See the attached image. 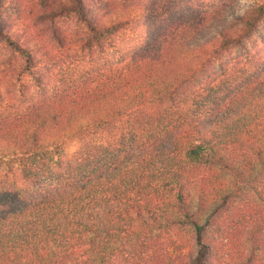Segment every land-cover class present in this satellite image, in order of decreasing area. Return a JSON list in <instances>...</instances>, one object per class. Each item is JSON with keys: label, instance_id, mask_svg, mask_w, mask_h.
Instances as JSON below:
<instances>
[{"label": "trees", "instance_id": "obj_1", "mask_svg": "<svg viewBox=\"0 0 264 264\" xmlns=\"http://www.w3.org/2000/svg\"><path fill=\"white\" fill-rule=\"evenodd\" d=\"M127 1L41 0L46 42L0 26L37 90L0 123V161L51 186L19 202L0 179V264H264V0ZM87 129L105 140L66 156ZM245 190L255 217L222 228Z\"/></svg>", "mask_w": 264, "mask_h": 264}, {"label": "rangeland", "instance_id": "obj_2", "mask_svg": "<svg viewBox=\"0 0 264 264\" xmlns=\"http://www.w3.org/2000/svg\"><path fill=\"white\" fill-rule=\"evenodd\" d=\"M150 1L151 0H128L127 3L142 6ZM185 1L186 0H162V3L174 2L173 5L176 6L171 8L174 15L176 13L185 12L187 9ZM233 2L238 4L240 11H243L247 6V0H235ZM193 3L209 4L210 0H194ZM45 10L46 8L41 0H6L3 8L0 10V26L3 24L10 25V30L19 29L21 34L28 33L30 37L39 38L46 42L49 39L50 21H45L42 18H39V14ZM54 22L63 30H68L69 34L76 33L80 30L79 24L75 23V20L72 19V17H56ZM13 24H15L17 28L12 26ZM262 33L264 34V27ZM124 35L127 36L126 33H124ZM256 36L257 35L254 37L256 38ZM120 38L121 36H119V42L122 39ZM5 39L6 38L4 37L3 39L0 37V123L24 114L26 107L29 105L28 100H30V95L35 96L34 94L37 92L36 88L32 86V79L29 74H18V61L20 60V57L17 53L11 51L10 46ZM131 42L133 41L131 40ZM123 50L126 52L130 49L122 47V51ZM110 56L112 55L107 48L106 52L97 55L95 60L98 59L99 61H102L105 57L109 58ZM102 64L103 62H101V65ZM36 68L38 70L43 69V65L37 66ZM25 85L27 86V89H25ZM23 93H26V98L23 97ZM94 140L101 142L102 140H105V135L101 133L99 129H87L74 136L64 145V154L66 156H71L75 153H84L85 155L92 154L94 151L90 152L86 149H90L89 146ZM86 146H88V148ZM103 156H106L104 152ZM3 178L7 180L9 184L16 187V190H19V199H21L19 202L37 197L48 191L51 187L47 181H42L41 185H37V187H30V185H27L26 182L21 180L18 168L15 165H12L11 162L5 160L0 161V179ZM251 196V191L245 190L238 197L229 201L230 205H228L227 209H222L221 212L216 214L217 221L221 224L220 226L222 228H226L229 231H234L238 228L242 229L243 226L245 227L248 222L255 217L256 210L254 209H257V207L254 206V203L251 201ZM258 201L260 202L257 198V202ZM15 202L19 203L18 201ZM259 202L258 204L256 203L257 206L259 205ZM221 229L219 232H216L213 227L210 229V233H214L219 245H222L223 243L227 244V235L223 233ZM148 248H150L149 252L151 254L159 253L161 250L163 251V246L157 243L149 244ZM228 248L229 245L227 244L224 247L226 253ZM221 260H223L221 262H226L228 258L223 256L221 257Z\"/></svg>", "mask_w": 264, "mask_h": 264}]
</instances>
